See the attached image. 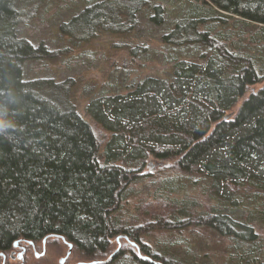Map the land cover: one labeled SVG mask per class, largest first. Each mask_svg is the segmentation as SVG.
I'll return each instance as SVG.
<instances>
[{
	"label": "trees",
	"instance_id": "16d2710c",
	"mask_svg": "<svg viewBox=\"0 0 264 264\" xmlns=\"http://www.w3.org/2000/svg\"><path fill=\"white\" fill-rule=\"evenodd\" d=\"M45 1L0 0V253L17 240L37 248L52 237L71 243L88 261L79 262L91 264L119 235L133 248L97 264H149L139 251L151 256L143 238L153 227L159 233L204 225L239 244L260 237L264 211L259 220L233 215L246 193L264 190V65L227 43L234 33L222 27L230 16L264 25V0H194L162 40L208 52L173 60L169 79L148 75L124 92L91 97V121L70 98L71 78L24 76L27 61L58 53L18 31ZM146 6L147 0H99L59 31L74 43L101 32L124 36ZM154 10L150 19L161 24V6ZM154 164L174 174L143 186ZM179 177L202 184L193 188L196 200L162 196L170 212L141 220L144 214L132 208L139 194L154 188L159 197V185L174 187ZM152 255L156 264H188L165 252Z\"/></svg>",
	"mask_w": 264,
	"mask_h": 264
},
{
	"label": "rangeland",
	"instance_id": "374dc122",
	"mask_svg": "<svg viewBox=\"0 0 264 264\" xmlns=\"http://www.w3.org/2000/svg\"><path fill=\"white\" fill-rule=\"evenodd\" d=\"M97 1L99 0H46L32 20L18 26L19 33L34 44L58 51L54 59L37 58L27 61L23 66L24 76L50 77L59 81L71 78L73 84L71 82L70 98L79 114L87 121H91L86 110L87 102L91 97L102 93L124 92L139 79L148 75L169 79L172 76L173 60L198 58L208 52L200 45L173 47L163 43L162 40V35L172 27L175 21L186 16V11L194 0H147L146 8L138 14V24L133 32L124 36L101 32L89 41L74 43L59 31L60 23ZM157 5L162 8L161 24L154 23L150 19ZM230 17L229 24L222 27V30L227 33H234L227 43L232 42L234 47L239 48L240 53L243 51L247 55L259 57L264 65V25L241 23L237 20L238 16ZM233 46L231 47L234 48ZM258 84L261 85V83ZM257 87L259 86L256 85L253 88ZM238 106L239 103L226 113L228 117L233 115ZM159 169L158 164L148 168L150 177L144 179L143 186L151 187V184H148L150 181L155 180L160 183L159 177H172L174 174H170L167 169ZM146 174L147 172L144 171V175ZM179 179L176 180L174 187L167 184L159 185V197L156 198L154 188L150 189L152 190L150 193H144L143 190L146 188H140L143 191L139 194L142 201L140 204L134 201L132 208L138 207L139 212L144 214L141 220L144 221L157 212L163 214L170 212L171 207L165 206L162 196L170 194L173 198L196 200L193 188H199L202 184L187 181L181 177ZM141 203H144L143 207ZM261 211H264V190L246 193L233 218L240 221L246 220L244 213H249L251 218L259 220L262 214L258 213ZM259 229L263 233H260L261 236L255 241L247 243L243 240L240 244L229 241L219 233L205 228L204 225L190 226L177 231L161 228L159 233L156 227H153L149 232L152 234L144 235L143 239L146 244H152V251L149 252L151 256H153L152 253L162 255L165 252L185 260L188 264H264V227L259 226ZM119 237L117 235L111 238V248L102 258L97 259L100 261L97 263H105L108 257L117 253L123 256L122 248H133L124 240L115 242ZM47 238H44L43 242ZM40 244L37 248L34 247L36 248L34 251L30 246V250L25 255L27 248L25 244L13 245L14 249L6 254L0 253V264H4L3 257L6 258L5 264H61L60 260L70 249L68 242L58 238L51 237L47 242L45 241L44 246ZM20 246V249H16ZM132 251L135 252V250ZM145 251L148 253L146 248ZM20 252H22V258L18 256ZM139 255L150 257L149 264L157 263L155 258L142 251H139ZM135 260L133 263L138 262L137 259ZM79 261L88 262L80 253L73 250L71 255L66 257L64 264H77Z\"/></svg>",
	"mask_w": 264,
	"mask_h": 264
},
{
	"label": "water",
	"instance_id": "95a60500",
	"mask_svg": "<svg viewBox=\"0 0 264 264\" xmlns=\"http://www.w3.org/2000/svg\"><path fill=\"white\" fill-rule=\"evenodd\" d=\"M29 243H32V242H29ZM18 244H19V241H18V240L14 242V245H15V246H18ZM68 246L70 247V249H69L67 255H66L64 258H62V259L60 260V263H61V264H64L66 257H67V256L70 254V252H71L72 244H71V243H68ZM23 251H24V250H23ZM18 256H20V258H22V252H20V253L18 254ZM95 263H96V262H95ZM22 264H23V263H22ZM77 264H81V263H77Z\"/></svg>",
	"mask_w": 264,
	"mask_h": 264
},
{
	"label": "flooded vegetation",
	"instance_id": "af4514ba",
	"mask_svg": "<svg viewBox=\"0 0 264 264\" xmlns=\"http://www.w3.org/2000/svg\"><path fill=\"white\" fill-rule=\"evenodd\" d=\"M116 240L117 241H119L120 240V237L119 238H116ZM27 244H29V242L27 243ZM42 244H43V246H44V244H45V240H44V242L42 241ZM19 245H21V244H19ZM30 246H32V248H33V250L32 251H34L36 248H34L35 246L33 245V243H30L29 244ZM22 246V245H21ZM21 246L19 247V248H16V249H20L21 248ZM121 249V246H120V248H119V250ZM30 250V248L29 249H25V252H24V255H25V253H27L28 251ZM118 250V249H117ZM4 259H6L5 257H3V261H4V264H5V260ZM2 262V261H1ZM66 263V262H65ZM78 263H80V262H78Z\"/></svg>",
	"mask_w": 264,
	"mask_h": 264
},
{
	"label": "bare ground",
	"instance_id": "6f19581e",
	"mask_svg": "<svg viewBox=\"0 0 264 264\" xmlns=\"http://www.w3.org/2000/svg\"><path fill=\"white\" fill-rule=\"evenodd\" d=\"M69 250V249H68Z\"/></svg>",
	"mask_w": 264,
	"mask_h": 264
}]
</instances>
